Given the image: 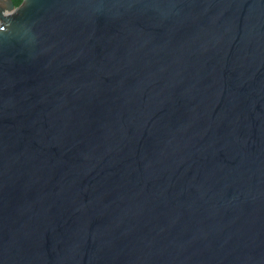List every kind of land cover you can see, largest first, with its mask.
Masks as SVG:
<instances>
[{
  "label": "water",
  "instance_id": "obj_1",
  "mask_svg": "<svg viewBox=\"0 0 264 264\" xmlns=\"http://www.w3.org/2000/svg\"><path fill=\"white\" fill-rule=\"evenodd\" d=\"M0 264H264V0H0Z\"/></svg>",
  "mask_w": 264,
  "mask_h": 264
},
{
  "label": "trees",
  "instance_id": "obj_2",
  "mask_svg": "<svg viewBox=\"0 0 264 264\" xmlns=\"http://www.w3.org/2000/svg\"><path fill=\"white\" fill-rule=\"evenodd\" d=\"M23 0H14L15 4L19 5Z\"/></svg>",
  "mask_w": 264,
  "mask_h": 264
}]
</instances>
